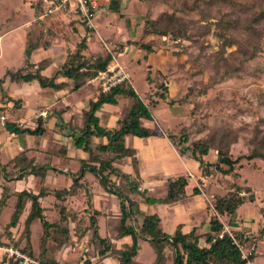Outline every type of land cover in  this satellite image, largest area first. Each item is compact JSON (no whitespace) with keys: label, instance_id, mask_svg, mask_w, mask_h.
I'll list each match as a JSON object with an SVG mask.
<instances>
[{"label":"trees","instance_id":"1","mask_svg":"<svg viewBox=\"0 0 264 264\" xmlns=\"http://www.w3.org/2000/svg\"><path fill=\"white\" fill-rule=\"evenodd\" d=\"M142 1L150 2L151 0ZM216 1L227 5L233 4V0H192L189 10L198 8V4L208 5ZM260 1L264 2V0ZM234 5L241 12L248 8L245 4ZM29 6L33 11V20L27 26L22 50L25 68L13 73L6 72L11 81L26 84L35 82L40 89H50L53 92L67 89L68 93H74L87 86L89 81L110 64L111 52H107L102 47L94 51L90 50L89 43L94 39L92 30L83 27L76 19L69 18L67 33L60 21L52 20L51 17L39 19L42 14L39 0H33ZM201 17L204 18L200 12ZM162 18L166 21L163 27L160 25ZM263 20L264 9L253 14L247 23L249 32L244 33L246 45L251 38L257 40L259 37V33L253 30L251 25ZM178 23L179 19L172 13L160 14L153 20L144 19V25L148 27L147 35L166 36L169 33L174 39L188 38L186 27L182 21L181 24ZM235 23L229 19L219 18L215 26L218 30L229 35L230 31L234 29ZM77 26L83 27V35L77 42L72 43L71 48L66 49L63 62L47 77L40 74L41 69L47 65V61L38 64L34 73H30L29 69H34V66L28 62L31 53L39 48L44 50L50 47L55 38L61 37L65 41L71 42L70 38L76 34ZM202 28L204 27H197L196 30L200 32ZM241 30L244 31L245 28ZM231 41V39H226L224 44L228 45ZM139 45L145 53L151 52L149 43L141 42ZM243 54L246 59L253 56V52L244 51ZM211 68L213 72H216V65ZM212 78L210 79L213 80ZM145 81L147 85L154 83L153 86L158 87V84H155V79L147 73ZM162 94L166 97H163ZM190 94L191 89L182 97L169 98L166 94V86L163 85L160 90L141 97L135 93L129 81H125L112 87L106 93H97L94 101L89 100L87 109L81 113L79 126L74 127H70L69 122H63L62 111L58 112L52 109L53 114L58 117L61 123L60 126H57L59 131L63 132L64 136L71 138L74 149L86 154L81 169L93 174L101 188L116 200L117 221L109 236H100L99 223L96 219L98 212L92 209L90 196L85 187L79 183L82 175L81 177L76 175L72 179L68 190L51 192L54 199L58 201V204L54 206L57 217L53 221L47 220L43 213L44 209L40 206L39 198L43 196V192L33 194L31 191L23 189L10 194L8 189L3 186L0 190V213L7 207L6 201L10 196L14 197L15 201L11 206L8 220L0 225V244H11L26 256L37 261L38 264H92L88 260L89 256L94 257L97 264H102L105 259L114 260L116 264H146L139 261L142 244L146 245V253L150 251L153 255V260L147 264H167L168 253L170 264H245V261L240 258L236 245L227 234L223 233L221 238H217V235L222 231V225L214 217L209 220V232L201 235L196 234L194 229L182 234L179 227H176L172 235L162 233L159 230V217L150 211V207L171 205L185 198L186 178L178 176L167 180L166 191L162 197L148 196L147 192L140 188L134 153L124 146V138L127 136L147 138L158 135L155 130L142 125V122H152L151 109L156 105V100L153 97L158 95L166 99L169 107H186L189 104ZM120 103L122 110L115 120L114 126L110 128L102 126L97 116L100 109L103 106H117ZM193 109L194 107L189 112ZM2 129L8 133H27L34 136L42 134L44 130L42 117L35 120L33 130L22 129L11 122H3ZM166 136L174 146L178 145L177 150L180 156L190 158L198 164L203 176H211L214 182H221L227 177L232 178L230 188L225 194L215 193L211 203L218 216L226 217V223L234 216L239 206L254 201L252 189L239 183L236 169L240 167L238 162L242 159L247 162L253 160L264 162V130L258 127L253 129V134L247 141L249 143H247L246 153L238 157H232L229 152V147L236 142V137L232 131L226 129H214L208 137L191 142H186L187 136L182 134L178 144L170 134ZM61 150L64 152V148L61 147ZM210 152L213 153L211 161L208 158ZM125 159H129L132 174L124 173L116 167ZM6 166H10L11 170L18 174L16 178L24 177L35 168L33 160L26 158L24 152L14 156L5 165H0V172H2L0 179L11 176L10 172L6 171ZM46 169L44 166L36 169L41 178L44 177ZM117 182H120L121 186ZM79 190L84 192L86 208L77 217L75 210L64 206V200L66 197L76 196ZM191 193L199 194L196 188H193ZM134 198H139L145 203V210L139 209ZM82 219L86 221L84 226H74ZM36 224H39L41 233L37 247L38 252L34 254L31 247L30 229ZM69 224L73 226L71 229ZM12 229L17 231L16 235L12 233ZM70 231H72L73 240L69 237ZM85 235L87 237L79 248L76 260L59 263L55 252L65 246L76 245ZM231 235L237 244L241 245L249 238L264 235V227L255 236H243L241 231H232ZM124 237H128L130 243L121 244L119 248H116L115 244L111 242V240H120ZM48 242L51 244L49 248H47ZM82 248L83 251L80 250ZM255 257V253L250 252L247 259L253 262ZM2 261L1 264H16L15 261L5 258Z\"/></svg>","mask_w":264,"mask_h":264},{"label":"rangeland","instance_id":"2","mask_svg":"<svg viewBox=\"0 0 264 264\" xmlns=\"http://www.w3.org/2000/svg\"><path fill=\"white\" fill-rule=\"evenodd\" d=\"M32 1L0 0V31L15 27L30 19L29 5ZM191 3L192 0H151L150 2L110 0L107 7H105V12L94 14L92 18L94 35L96 36L97 33L102 39L94 37L91 43L94 47L97 45V49L102 47L107 52L112 53V57L128 73L130 85L141 97L160 90L163 85L166 86V94L170 93V96H167L169 98L182 97L191 89L188 98L189 104L186 107H169L166 99L158 95L155 97L156 105L151 109V116L156 127L164 134H170L171 138L178 144L182 134H186V142H191L208 137L214 129H226L232 131L236 137V142L229 147V152L232 157H238L246 153L247 143H249L247 141L252 136L253 129L258 127L264 130V20L251 25V28L259 33L258 39L251 38L247 45L244 42V33L249 32L247 23L255 12L264 9V2L260 0H233V4L227 5L221 1H216L208 5L198 4V8L189 10ZM234 4H245L248 8L241 12ZM200 12L204 18H200ZM163 13L174 14V17L179 19L178 24H181L182 21V24L186 27L188 38L174 39L169 33L166 36L147 35L146 30L148 27L144 25V19L153 20ZM219 18L236 22L229 35L216 28L215 24ZM51 19L60 21L69 29V19ZM108 24L111 27L109 30L105 29ZM131 24L132 27L135 25V30L132 29ZM165 24L166 21L162 18L160 25L163 27ZM197 27L204 28L199 32L196 30ZM242 28H245V30L242 31ZM156 29L160 30L159 28ZM130 31L138 35L134 44V55L136 53L138 55L135 58L120 53L126 42L132 40ZM104 37L107 39H103ZM5 39L7 38L3 39L2 46H5ZM226 39L232 41L228 45L224 44ZM141 42L149 43L150 53H145L144 50L140 49L139 43ZM102 43L106 45V48ZM244 51L253 52L252 58L246 59L243 54ZM5 52L3 60L5 62L7 60L6 67L15 69L18 58H20L18 51L14 49ZM148 60H151V62ZM214 65L217 66L216 72H213L211 68ZM146 73L155 79V84H158L157 88L153 86L154 83L151 85L146 84ZM211 77H213V80L210 79ZM92 87L95 89V84H92ZM168 87L169 91H167ZM0 89L3 90L4 88L1 87ZM89 91L90 88H84L71 95L70 100L76 101L78 98L83 97V93ZM162 95L166 97L164 94ZM192 107L194 109L189 112ZM121 110V103L117 106H103L100 114L110 111L112 122L105 123L102 115H100V124L112 127L116 112ZM177 146L175 145L176 149ZM208 158L213 159L212 152L209 153ZM65 162L54 157L48 171H52L50 168L54 166H64ZM81 165L82 161L69 160L68 168L80 171ZM238 165L240 166L236 169L239 177L238 181L252 189L255 199L251 203L248 202L238 207V217L234 221L235 224H224L231 233L232 231H241L243 236H255L264 227V162L256 160L247 162L242 159L238 162ZM86 173L90 177L93 176L90 172ZM211 180L213 181L212 177L207 176V183ZM231 182V177L224 178L220 182L221 187L218 189L212 188V192L220 195L225 194L230 188ZM212 199H210V203H212ZM14 201L13 197L8 198L6 201L7 207L0 214V225L8 220ZM44 205L48 206L49 204L46 202ZM69 208L71 207L69 206ZM246 209L253 211L254 223L252 226L247 224L245 228L243 226L245 220L243 216ZM52 211L55 214L54 208L49 210L50 213ZM80 213L81 211L78 212V215ZM55 217H57L56 214ZM54 219L56 218H51L48 221ZM85 223L86 221L82 219L74 226L82 227ZM98 225L99 233L102 236L111 234L113 225L110 223H99ZM69 226L70 229L73 227L70 224ZM11 231L15 235L17 234L15 229ZM40 233L39 224L32 226L31 247L34 254L38 252ZM69 237L73 240L72 231L69 232ZM86 237L87 235L74 246H65L61 250H57L55 255L59 259V263L67 260L74 262ZM50 245V242H48L47 248ZM145 248L146 246L141 251L139 261L147 264L153 260V255L150 251L148 253L144 252ZM240 249L243 255H247L249 252L255 253V260L250 261L251 264H264V235L249 238L248 241L241 244ZM80 250L83 251V248ZM167 256V264H170L169 253ZM3 258L0 252V264L3 263ZM88 260L92 264L95 263L94 257L89 256ZM103 264L112 263L105 261Z\"/></svg>","mask_w":264,"mask_h":264},{"label":"crops","instance_id":"3","mask_svg":"<svg viewBox=\"0 0 264 264\" xmlns=\"http://www.w3.org/2000/svg\"><path fill=\"white\" fill-rule=\"evenodd\" d=\"M95 1L96 8L94 14H101L105 12V7H107L110 0ZM29 9L31 11L30 19L23 21L20 25L0 31L3 32L0 33V88H4L3 90L0 89V116L4 118L3 122H11L22 129L26 128L29 130H33L35 127V120L42 117V128L44 130L42 134L38 136L27 133L13 134L5 132L0 124V165H5L14 156L24 152L26 158H31L33 160V165L35 167L32 172L24 177L16 178L18 174L14 173L10 166H6L5 169L7 172H10L11 176L0 179V190L1 187L5 186L10 194L13 192H19L23 189H27L33 194L43 192V196L39 198V203L44 209V215L47 220H49L51 218H56L53 211L50 213L49 210H52L54 206L58 204V201L54 199L51 192L62 189L68 190L72 179L75 178L76 175L79 177L82 175L79 183L85 187L87 194L90 196L89 200L92 209L98 212V216L96 217L98 223H110L111 225H115L118 216V209L116 200L113 196L101 188L95 177H90L88 173H86L88 171L83 169L78 171V169L68 168L69 160H77L79 162L84 161L86 159V154L80 150L74 149L71 138L64 136L63 132L59 131L57 126H60L61 123L52 111V109H55L58 112L62 111V120L64 123L69 122L70 127L79 126L82 111L87 109L89 100H95V95L97 94L96 88L94 89L92 87L93 83L89 81L88 85L84 87L85 89L90 88L89 92L83 93V97L78 98L76 101H72L70 100V96L78 91L68 93L67 89H64L53 92L50 89H40L35 82L29 84L15 83L11 81L9 77H6V72L13 73L17 70L22 71L25 68L23 64L22 50L27 26L33 20V11L31 8ZM105 29H111L109 24ZM132 29H136L135 25ZM64 30L67 33L69 31L66 26H64ZM76 31L77 34H74L73 37L70 38L71 42H67L59 37L53 40L50 47L44 50L39 48L33 51L28 59L29 64L34 66V69H29L30 73H34L35 67L38 64H43L47 61V65L41 69L40 74L46 77L49 76L53 70L63 62L66 49L71 48L72 43L77 42L83 35L80 26L76 27ZM129 33H132V40L126 42L125 46L120 50V53L135 58L138 55L137 53L134 55V44L137 41L138 35L131 31ZM94 37L102 39L97 33ZM4 38L7 39H5L4 42L5 46H2ZM103 39L107 38L104 37ZM89 47L91 50H95L98 46L95 45L94 47L93 43L90 42ZM14 49L18 51V56H20V58H18L16 68L12 69L6 67L7 60L5 62L3 56L5 51H13ZM149 62H151V60ZM84 88L80 90H83ZM167 91H169V87L167 88ZM167 96H170L169 92L167 93ZM154 100H156L155 97ZM120 112L121 111L116 112V118L113 119V126L115 120L120 115ZM111 114L110 111H105L103 114H100L99 111L97 116L100 121V115H102V119L108 124L112 122V118L110 117ZM142 125L155 130L158 132V135L147 138H136L131 136L124 138L125 148L134 153L137 172L140 179V188L144 189L150 197H162L166 191L167 180L178 176H184L187 181L185 198L171 205H156L150 207V211L157 214L159 217V230L166 235H172L176 227H179L182 234L188 233L191 229H194L195 233L198 235L209 232V220L213 217L212 211L207 205H205L200 194L194 195L191 193L194 184L192 180L186 177V174L190 173L193 175V179H202L198 164L190 158L180 156L176 147L170 142L166 134L156 127L153 120L149 123L142 122ZM66 131L68 132L67 129ZM61 147L64 148V152L61 150ZM1 156L4 159H2ZM54 157L59 158V161H66L65 165L57 167L52 165L54 166L50 168L52 171H48L49 166H51L50 163ZM42 166L47 168L44 172L43 178L39 176L38 170H36ZM116 167L124 173L132 174L129 159H125L121 164L116 165ZM0 174L2 175V172H0ZM206 180L207 177L202 185L203 191L206 195L213 196L214 193L212 192V188L218 189L221 187V184L220 182H214L212 180V183L210 181L207 183ZM117 183L121 186L120 182ZM11 197L12 196L9 198ZM83 201L84 192L79 190L76 196L65 198L64 206L67 208L70 206L72 210L77 212L78 217V212L83 211L86 208ZM134 201L137 202L139 209L145 210V203L141 199L134 198ZM46 202L49 204L48 206L44 205ZM252 212L251 209H246L244 211L243 217L245 220L243 221V226L245 228L247 227V224L252 226L254 223ZM218 217L221 219L222 223H226V217ZM236 217H238L237 211L234 216L229 219L228 223L231 225L235 224L234 221L236 220ZM109 235L102 236L100 234L101 237ZM111 242L115 244L116 248H119L121 244L130 243V239L124 237L120 240H111ZM144 246L146 245L142 244V249ZM144 252H146V248ZM105 261L116 264L115 261L111 259H105L102 264Z\"/></svg>","mask_w":264,"mask_h":264},{"label":"built area","instance_id":"4","mask_svg":"<svg viewBox=\"0 0 264 264\" xmlns=\"http://www.w3.org/2000/svg\"><path fill=\"white\" fill-rule=\"evenodd\" d=\"M39 4L42 8V14L39 19L44 17L51 18H61L68 20L69 18L76 19L83 27L90 29L95 33L94 25L92 23V18L94 16L96 1L95 0H39ZM103 44V43H102ZM104 48L106 45L103 44ZM128 73L117 63L115 58L112 57L110 64L106 69L97 74V76L90 82L95 84L97 93H106L112 87L120 85L121 83L128 81ZM4 118L0 116V124H3ZM186 177L192 180L194 188L197 189L207 207L212 211L213 217L222 225V231L217 235V238H221L222 234H227L236 245L240 258L245 261V264H251L247 259L248 255H243L241 252V245L233 239L231 232L228 227L222 223L221 219L218 217L213 209L210 199L213 198L212 195H206L203 191L202 185L205 182L206 176L202 175V179H193V175L190 173L186 174ZM0 252L2 256L7 260L15 261L16 264H38L37 261L31 259L30 257L23 254L19 249L6 244H0Z\"/></svg>","mask_w":264,"mask_h":264}]
</instances>
